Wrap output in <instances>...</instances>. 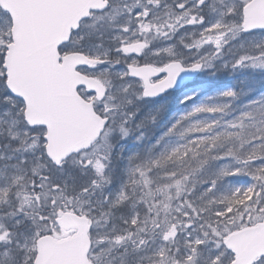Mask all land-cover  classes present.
Returning <instances> with one entry per match:
<instances>
[{"label":"snow or ice","instance_id":"1","mask_svg":"<svg viewBox=\"0 0 264 264\" xmlns=\"http://www.w3.org/2000/svg\"><path fill=\"white\" fill-rule=\"evenodd\" d=\"M0 264H264V0H0Z\"/></svg>","mask_w":264,"mask_h":264}]
</instances>
